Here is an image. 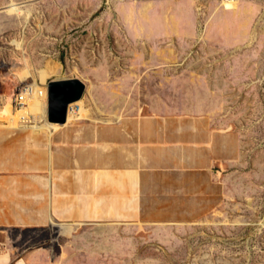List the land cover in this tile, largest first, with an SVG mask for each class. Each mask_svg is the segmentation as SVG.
<instances>
[{
    "label": "rangeland",
    "instance_id": "rangeland-1",
    "mask_svg": "<svg viewBox=\"0 0 264 264\" xmlns=\"http://www.w3.org/2000/svg\"><path fill=\"white\" fill-rule=\"evenodd\" d=\"M15 2L25 15L10 13L11 0H0V102L11 97L25 68L55 67L59 75L39 91L59 80L85 86L71 110L78 120L68 125L143 108L149 117L164 110L195 118L208 142L225 138L221 163L207 182L191 186L189 198H182L183 176H176L175 193L141 202L146 207L130 202L115 226H98L100 240L41 230L19 233L25 248L74 247L76 254L59 257L69 264H264V0ZM166 74L169 81L162 80ZM4 111L1 150L14 130L29 129L20 133V145L30 133V142L47 145L60 130L21 128ZM24 163L4 159L0 169Z\"/></svg>",
    "mask_w": 264,
    "mask_h": 264
},
{
    "label": "crops",
    "instance_id": "crops-1",
    "mask_svg": "<svg viewBox=\"0 0 264 264\" xmlns=\"http://www.w3.org/2000/svg\"><path fill=\"white\" fill-rule=\"evenodd\" d=\"M167 76L162 80L169 81ZM109 88L116 91V86ZM141 109L136 115H122L121 109L113 120L65 124L47 145L30 142L31 133L29 143L20 145V133L29 129L6 134L11 141L5 139L0 160L20 157L26 163L0 169V260L69 264L59 257L74 254V247L26 249L19 233L54 230L62 239L100 240L98 226H115L130 202L141 208L147 206L141 202L165 200L176 176H183L180 190L186 199L194 192L191 186L210 179L213 166L221 163L224 136L208 142L196 131L195 118H172L164 110L149 117Z\"/></svg>",
    "mask_w": 264,
    "mask_h": 264
},
{
    "label": "bare ground",
    "instance_id": "bare-ground-1",
    "mask_svg": "<svg viewBox=\"0 0 264 264\" xmlns=\"http://www.w3.org/2000/svg\"><path fill=\"white\" fill-rule=\"evenodd\" d=\"M227 8L234 9L235 6L233 4H229ZM14 44H16L18 49L21 48V45H22L21 43L14 42ZM57 75H59V71L55 67H45L44 70L33 71V73L30 71L29 68H25L19 75L20 83L26 81L27 79H32L33 80L32 93L27 98L24 107L18 110L16 116H12L11 112H9V109L8 107L6 108V106L4 107L5 108L4 113L6 115H9V117L11 118V121L18 120L22 122L23 120H26L27 118L28 119L33 118L34 120L32 122L34 123L35 127L34 126H31L32 128L29 127L31 128L30 130L40 131L44 128V129H47V131L50 132L51 134L52 132L61 128V126L49 124L47 123V121H45L46 120L45 117H46V102H47V90H46L47 85H44L45 87L44 86L42 87L44 88L43 89L44 97L43 96L41 98L39 97V93L40 92L42 93V91H39L38 89L39 86L41 87L43 84L46 83L47 79L53 76L57 77ZM80 104H81V101L76 103V105H80ZM73 107H74V104L70 105L68 108L66 124H68L71 121L73 122L75 120H78L76 119L75 114L71 112Z\"/></svg>",
    "mask_w": 264,
    "mask_h": 264
},
{
    "label": "water",
    "instance_id": "water-1",
    "mask_svg": "<svg viewBox=\"0 0 264 264\" xmlns=\"http://www.w3.org/2000/svg\"><path fill=\"white\" fill-rule=\"evenodd\" d=\"M46 121L64 126L70 105L79 102L85 86L78 80H59L47 84Z\"/></svg>",
    "mask_w": 264,
    "mask_h": 264
},
{
    "label": "built area",
    "instance_id": "built-area-1",
    "mask_svg": "<svg viewBox=\"0 0 264 264\" xmlns=\"http://www.w3.org/2000/svg\"><path fill=\"white\" fill-rule=\"evenodd\" d=\"M32 93V85L29 83H18L12 91L11 97H3L1 102H5L0 108L8 106L9 112L12 116H16L18 110L24 107L27 98ZM44 92L39 93V97L43 96ZM44 97V96H43ZM18 121V120H17ZM18 126L21 128H29L33 122L31 119L23 120L22 122H17Z\"/></svg>",
    "mask_w": 264,
    "mask_h": 264
},
{
    "label": "clouds",
    "instance_id": "clouds-1",
    "mask_svg": "<svg viewBox=\"0 0 264 264\" xmlns=\"http://www.w3.org/2000/svg\"><path fill=\"white\" fill-rule=\"evenodd\" d=\"M9 11L12 14H17L20 16L25 15V12L18 5H16L15 0H11V7H10ZM28 14L30 15V13H28ZM0 264H7L6 258L4 260H0Z\"/></svg>",
    "mask_w": 264,
    "mask_h": 264
}]
</instances>
